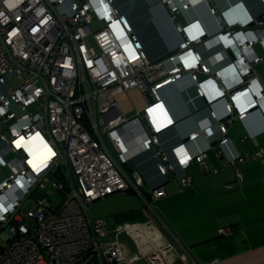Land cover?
Segmentation results:
<instances>
[{"label":"built area","instance_id":"obj_1","mask_svg":"<svg viewBox=\"0 0 264 264\" xmlns=\"http://www.w3.org/2000/svg\"><path fill=\"white\" fill-rule=\"evenodd\" d=\"M178 1L153 3L168 12L182 41L166 59L151 60L115 0H0V172L5 175L0 182V264H193L155 204L168 196L164 183L169 175L189 186L190 165L207 173L209 168L205 150L195 154L184 144L170 153L162 148L160 135L173 122L162 91L188 76L203 98L205 84L217 82L229 98L230 116L220 124L218 157L225 168L252 159L224 149L229 126L238 120L236 109L245 112L258 104L264 113V88L256 86L253 74L264 57L252 49L256 43L264 50V15L254 26L222 27L218 36L235 58L206 79L202 76L210 69L196 51L205 32L196 17L183 25L177 16L212 0ZM210 9L217 16L215 7ZM95 22L101 29H92ZM20 77L21 83L12 86ZM222 83L237 89L226 91ZM131 89H139L147 105L126 118L118 112L116 96ZM114 110L119 115L110 117ZM211 116L218 120L213 110ZM199 133L187 139L196 141ZM44 140L46 153L32 159L26 144ZM149 151L158 158L159 185L148 183L134 163ZM253 159H264V148ZM59 169L63 173L57 176ZM48 184L64 195L56 209L44 194ZM123 194L139 199L148 222L111 235L104 219L92 217V206ZM30 198L33 207L25 212ZM154 220L167 238L163 246L141 253L120 239L136 228L147 235L156 228ZM230 232L225 228L220 234Z\"/></svg>","mask_w":264,"mask_h":264},{"label":"crops","instance_id":"obj_2","mask_svg":"<svg viewBox=\"0 0 264 264\" xmlns=\"http://www.w3.org/2000/svg\"><path fill=\"white\" fill-rule=\"evenodd\" d=\"M185 1L178 2L181 4ZM153 3L154 0H124L119 1L117 6L132 23L147 56L151 60H159L177 48L182 36L168 12ZM211 6L217 10V16L212 14ZM184 15L187 21L197 16L207 31L202 42L196 45V51L202 54L203 64L209 67L211 74L217 75L234 59L233 52L227 49L225 39L218 33L222 27L226 30L242 24L250 25L264 15V3L261 0H212L196 5L194 11L185 12ZM180 19L183 20L182 17ZM252 49L256 55L264 57L260 44H253ZM253 70L257 78L256 86L264 88V62L254 66ZM204 77L209 78L207 75ZM205 89L206 95L202 98L190 77H186L162 91L163 99L175 120L173 127L160 135L162 148L170 153L175 146L186 144L195 154L205 150V163L209 172L198 164L190 165L186 171L192 181L189 186L169 175L168 181L164 183L168 196L160 202H167L166 215L172 226L180 218L185 220L183 230L170 227L186 247L193 264H264V159H253L264 148V117L260 112H253L247 119L234 120L229 126V145L224 151L252 159L225 168L223 159L218 157L221 148L218 143L214 146V143L222 138L220 124L228 116L226 105L229 98L217 99L219 92L210 83L205 84ZM205 97L219 122L212 118ZM118 110L120 115L123 114ZM117 114L114 110L109 116ZM198 132L200 136L196 141L187 139ZM155 153L142 152L134 163L148 183L159 185L163 178L157 168ZM214 170H218L217 173ZM179 174L183 173L179 171ZM4 178L3 172H0V182ZM140 206L130 202L127 207L111 209L107 214L97 217L106 221L108 232L114 235L124 226L147 224L148 219ZM208 210L216 212V218L207 217ZM203 214L207 219L202 217ZM154 222L156 228L146 231L147 235L136 228L127 235L121 234L120 239L132 241L134 251L150 253L155 247L166 244L167 240L160 223ZM225 228L231 229L229 235L220 234ZM144 235L148 239L154 237L151 246L144 245Z\"/></svg>","mask_w":264,"mask_h":264},{"label":"rangeland","instance_id":"obj_3","mask_svg":"<svg viewBox=\"0 0 264 264\" xmlns=\"http://www.w3.org/2000/svg\"><path fill=\"white\" fill-rule=\"evenodd\" d=\"M119 1H124V0H117V3ZM214 76H216V75H214ZM22 80H23L22 77L14 78L11 81V84H12V86H18ZM116 104L118 105V108L123 113V116H125L126 118L134 117V115L136 114V109L141 112L146 108V105H147L146 101L144 99V96L140 92L139 89H131L128 92H123V93L118 94L116 96ZM44 194L53 198L54 204L52 206V209H56L61 204V202L64 200V195L62 193L58 192L51 184L47 185L46 189L44 190ZM130 202L133 204L137 203L138 206H140V204H141L139 199L133 195H126V194L117 195V196H112V197H109L103 201H99V202L95 203L92 206L91 213L96 219H98L97 215H102L104 213L107 214L108 212L111 211V209L117 210V209L122 208V207H127L128 203H130ZM166 206H167V202H165V201L160 202V203L158 202L157 204H155V209L157 210V212H159L167 220V222L170 224V226H172L171 222L168 220L167 215H166V210H165ZM32 207H33V200H32V198H30V201L25 204V212L32 209ZM204 207H206V206H204ZM206 213H208L207 217L211 216L210 219H214V216L216 218V212H214L212 210H208ZM202 217L206 218L205 214H203ZM105 218L108 220L111 219L110 217H105ZM192 225H194V224L192 223ZM174 227L177 230H183L185 228V220L180 218L179 220L174 221L172 228H174ZM181 232L184 233V231H181ZM153 239H154V237H150L148 239L145 236L146 241H145L144 245L146 246V244H147L148 246L149 245L151 246L152 245L151 243H153ZM3 245H4V240L2 238H0V251H1V247Z\"/></svg>","mask_w":264,"mask_h":264},{"label":"clouds","instance_id":"obj_4","mask_svg":"<svg viewBox=\"0 0 264 264\" xmlns=\"http://www.w3.org/2000/svg\"><path fill=\"white\" fill-rule=\"evenodd\" d=\"M191 1V0H190ZM192 3H196V2H193V1H191ZM154 3H155V0H154ZM184 15V14H183ZM194 16V15H193ZM184 20H185V22L187 23V20L185 19V15H184V17H182ZM196 18H197V16H196ZM194 19H195V16H194ZM197 20H198V23H199V25H200V27L203 29V31L205 32V34L203 35V36H205L206 35V33H207V31L204 29V27H203V24L201 23V21H200V19H198L197 18ZM248 25V24H247ZM246 25V26H247ZM208 35V34H207ZM204 39V37L202 38V40ZM199 44V43H198ZM230 51H232L233 52V54H234V58H235V53H234V51L233 50H231L230 49ZM171 53V52H170ZM204 76V75H203ZM207 76H209V77H213L214 75H212L211 74V70L209 71V75H207ZM186 77H188V76H184L182 79H184V78H186ZM204 78H206V77H204ZM182 79H180V80H182ZM179 80V81H180ZM178 82V81H177ZM176 82V83H177ZM225 84V83H224ZM223 83H222V86H223V88H224V90H232L233 88L234 89H237V87H236V85H229V84H225L224 85ZM217 90H218V92L221 94L219 97H217V99H222V98H227V97H225V94H224V91L221 89V87L219 86V84H217V82H216V85L214 86ZM205 96V95H204ZM205 101H206V103L208 104V107H210V109H211V111H212V107H211V105H209V103L207 102V98L205 97ZM228 103H229V101H228ZM227 103V104H228ZM227 106V105H226ZM257 106L259 107V105L257 104V105H255V106H253L250 110H248V111H245V112H241L240 110H238V109H236V112H235V115L236 114H238V120H245V119H247L248 118V116L250 115V114H252L253 112H260L261 114H262V116L264 117V113H263V110L261 109V110H257L256 108H257ZM260 108V107H259ZM167 109H168V107H167ZM168 111H169V109H168ZM227 112V111H226ZM169 114L171 115V112L169 111ZM243 114H245V116H243V117H241ZM172 116V115H171ZM227 117H230V116H227ZM215 120V119H214ZM172 123H171V127H173L172 125L174 124V119L172 118ZM215 121H217V122H219V119L218 120H215ZM190 141V140H189ZM31 146H34L33 148H28V147H26V152H27V154L32 158V159H36L37 157V155H42V154H44V153H46V151H47V148H45L44 147V145H46L47 147H48V142L46 141V140H44L42 143H41V141H38V142H35V143H32V144H30ZM184 146L185 147H187L186 146V144H184ZM189 150V149H188Z\"/></svg>","mask_w":264,"mask_h":264},{"label":"water","instance_id":"obj_5","mask_svg":"<svg viewBox=\"0 0 264 264\" xmlns=\"http://www.w3.org/2000/svg\"><path fill=\"white\" fill-rule=\"evenodd\" d=\"M249 26H254V23H251ZM92 29H94V30L101 29V25H99L98 23L95 22V23L92 24ZM167 57H168V55L165 56V57H163V58H160V59H166ZM160 59H159V60H160ZM118 112H119V111H118ZM235 116L238 118V114H236ZM229 118H230V117H227V118H225V120H228ZM170 128H171V127H170ZM216 144H217V142L214 143V146H215ZM130 167H131V168H130V171H132V170H133V167H134V163L131 162V163H130ZM131 246H132V247L135 246L134 243H133L132 241H131Z\"/></svg>","mask_w":264,"mask_h":264},{"label":"bare ground","instance_id":"obj_6","mask_svg":"<svg viewBox=\"0 0 264 264\" xmlns=\"http://www.w3.org/2000/svg\"><path fill=\"white\" fill-rule=\"evenodd\" d=\"M115 1H116V3L113 4V5L115 6L116 9H118V10L120 11V8L117 6V0H115ZM114 6H113V7H114ZM120 12H121V11H120ZM125 17H126V16H125ZM180 17H184V15H183L182 13H179L178 16H177V18H180ZM126 18H127V17H126ZM170 19L172 20L171 17H170ZM182 19H183V18H182ZM127 20H128V22H129L130 24H132V23L129 21L128 18H127ZM180 21H181V23H182L183 25L186 24V22H185L184 19H183V20L180 19ZM140 42H141V41H140ZM141 44H142V46L144 47V45H143L142 42H141ZM144 48H145V47H144ZM26 147H28V148L30 149V148H33L34 146H31L30 143H27V144H26Z\"/></svg>","mask_w":264,"mask_h":264},{"label":"snow or ice","instance_id":"obj_7","mask_svg":"<svg viewBox=\"0 0 264 264\" xmlns=\"http://www.w3.org/2000/svg\"><path fill=\"white\" fill-rule=\"evenodd\" d=\"M14 5H12V4H9V7H13ZM23 138H21V140H22ZM35 139V138H34ZM20 146V141H17V147H19ZM44 147L45 148H47V146L46 145H44ZM50 151V150H49Z\"/></svg>","mask_w":264,"mask_h":264},{"label":"trees","instance_id":"obj_8","mask_svg":"<svg viewBox=\"0 0 264 264\" xmlns=\"http://www.w3.org/2000/svg\"><path fill=\"white\" fill-rule=\"evenodd\" d=\"M54 173H55V171H54ZM62 173H63L62 170L59 169L58 172H57V176H59V174H62ZM111 197H112V196H111Z\"/></svg>","mask_w":264,"mask_h":264}]
</instances>
